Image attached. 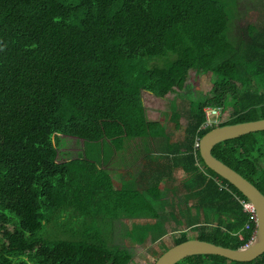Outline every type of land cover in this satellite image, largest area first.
Wrapping results in <instances>:
<instances>
[{
    "label": "trees",
    "instance_id": "16d2710c",
    "mask_svg": "<svg viewBox=\"0 0 264 264\" xmlns=\"http://www.w3.org/2000/svg\"><path fill=\"white\" fill-rule=\"evenodd\" d=\"M235 2L0 0V264H129L127 250L105 242L111 227L80 229L69 240L37 234L66 213L83 211L162 226L161 214L150 201L140 205L136 192L130 203L99 208L98 191L106 200L109 181L102 189L90 171L77 173L76 160H57L59 135L114 141L143 127L146 140L162 142L161 155L149 160L148 188L171 183L181 170L179 188L205 217L191 226L195 239L231 250L248 243L255 228L245 230L249 218L234 195L247 199L206 168L194 148L215 128L201 129L204 109L221 108L226 97L232 113L216 127L264 119V20L233 37ZM190 72L210 74L214 84L203 101L189 103L184 136L171 145L163 126L146 121L142 93L164 98L186 85ZM262 136L224 141L211 155L264 195ZM92 199L94 206L82 205ZM164 216L167 228L181 227L174 211ZM146 226V235L148 223H136L130 235ZM180 230L165 251L189 240ZM176 264H264V253L248 263L200 255Z\"/></svg>",
    "mask_w": 264,
    "mask_h": 264
},
{
    "label": "rangeland",
    "instance_id": "374dc122",
    "mask_svg": "<svg viewBox=\"0 0 264 264\" xmlns=\"http://www.w3.org/2000/svg\"><path fill=\"white\" fill-rule=\"evenodd\" d=\"M234 14L235 17L232 21L231 32L233 37H237L241 30H245L248 26L258 25L264 20V0H236ZM213 84L214 78L210 74H195L194 72H190L187 77L186 85L181 89L176 88L173 93L164 98H157L152 94L143 92L142 102L145 108L146 121L151 125L159 124L163 126L165 132L169 136L171 145L179 143L184 136V130L188 121L187 111L189 103L203 101L209 96ZM232 102V99L228 97L225 98L223 106L220 108L222 111V116L220 118L221 122H225L230 118L232 113ZM131 132L130 136L126 138L129 142L146 140V127L134 130L131 129ZM262 137L264 138V136ZM54 143L56 144L58 155L63 159V162L79 160L78 163L81 164V167L84 166L85 163L89 164L92 162L87 155L89 151L85 147V144H92L94 142H86L76 138L59 135L55 138ZM104 147V157L113 156V151H111L106 144ZM135 149L134 146H129L131 154H134ZM158 152L159 151L156 149H151V151L147 152V157L151 158L154 156L157 158L161 155H158ZM130 157H136V160L139 158L133 155H130ZM104 163H106V161ZM138 166L139 165H137V167ZM138 170L139 169L135 167L133 173L136 174ZM177 175L182 177L183 174L178 170ZM177 175L172 183H167L165 180H162L155 189H148L146 192L148 193L149 201L154 204L155 209L161 214L160 221L162 223V226L155 227L152 226L154 223L153 221L139 220L138 222L140 224L148 223L149 227H152L149 228L146 235L147 226L143 231L130 235L129 230H131L132 224L134 223L132 220H127L125 222L123 219L100 220L104 218L103 215L99 214L94 217L87 214L88 212L86 211L81 212V215L74 212L66 213L64 219L46 224L37 235L40 238L46 239L58 238L69 240L72 238L73 233L78 232L80 229H90L91 231H95L98 227L106 229L113 226V224L115 225L116 221H120L116 223H120L119 225L122 224V226L111 227L110 238H106L105 242H107L109 246L115 245L127 250L131 255L129 264H154L159 256L180 234L177 230L181 229L189 239H195L197 233L194 229H191V226L205 222V217H203L202 212L196 211L193 208V201L185 192L182 193V190L179 188L185 178L182 177V179L178 180ZM168 211H174L177 215L181 223L180 228L172 223H170L169 228H167V225L164 224L168 219L167 217L165 218V216L163 218V215ZM10 217H12L11 214H8L7 218ZM6 226L8 229L12 227L9 222L6 223ZM144 238L146 240L141 242Z\"/></svg>",
    "mask_w": 264,
    "mask_h": 264
},
{
    "label": "water",
    "instance_id": "95a60500",
    "mask_svg": "<svg viewBox=\"0 0 264 264\" xmlns=\"http://www.w3.org/2000/svg\"><path fill=\"white\" fill-rule=\"evenodd\" d=\"M259 132H264V119L215 127L199 140L198 148L206 168L227 181L253 205L257 217V232L253 242L247 248L231 250L197 239H189L169 248L154 264H176L188 257L200 255L248 263L264 253V195L241 175L211 155L212 149L219 143Z\"/></svg>",
    "mask_w": 264,
    "mask_h": 264
},
{
    "label": "crops",
    "instance_id": "0c3cea01",
    "mask_svg": "<svg viewBox=\"0 0 264 264\" xmlns=\"http://www.w3.org/2000/svg\"><path fill=\"white\" fill-rule=\"evenodd\" d=\"M105 144L110 148L111 151H113V156L104 157ZM160 145H162V142L160 141L143 140V141L129 142L127 139H119L114 141L102 140L99 142H94L92 144H85V147L89 151V154L87 155L92 160V162L89 164L85 163V165L82 167L80 164L77 173L80 172L84 174L85 172L90 171L92 174V179L94 181H97L96 183L99 184L102 189L106 187L105 184L108 181H109V186H111L112 189V192L103 191L107 196L106 200L104 199L105 196L100 195L102 191L101 190L98 191L99 193L98 196L102 198L101 200L98 201L99 208H108L111 205L114 207L116 205L122 206L125 203H130L131 202L130 194H132L133 192L137 193L136 195L138 197H136V199H139L140 205L148 204L147 202H149V199L147 195L148 193L146 192L149 189L148 188L149 184L146 183V174L149 167V160H155L156 158L154 156L151 158L147 157V152L151 151V149L158 150V146ZM129 146H134L136 148L134 154L130 153L131 151H129ZM160 154L161 153L159 151L158 155ZM130 155L137 156L139 158L138 160H136V157L132 158L130 157ZM57 160L58 162H63V159L59 157V155L57 156ZM105 161L106 163H104ZM77 162H79V160H77ZM137 165L139 166L137 167ZM135 167L139 169L136 172V174L133 173V169ZM177 172L178 170L173 172L174 177L173 179H171L172 180L171 183L173 182V180H175V176L177 175ZM179 172H181L183 174L182 177H184V173L181 170H179ZM182 177L177 175L178 180L182 179ZM95 194L96 193L93 192L92 197ZM95 199H92L91 202H89L90 200H83L82 205L85 208L89 207L90 205L94 206ZM151 205L155 209L154 204L151 203ZM155 211L157 210L155 209ZM102 219L103 218H101L100 220ZM118 219H123L124 222L127 220H131V218L129 219L126 217H119V216L117 218H113V220H118ZM139 220H132L134 222L132 226H134L136 223L140 224L138 222ZM116 222H120V221H116ZM116 222L115 225L113 224V226L115 227L122 226V224L119 225L120 223H116Z\"/></svg>",
    "mask_w": 264,
    "mask_h": 264
},
{
    "label": "built area",
    "instance_id": "2783aa9c",
    "mask_svg": "<svg viewBox=\"0 0 264 264\" xmlns=\"http://www.w3.org/2000/svg\"><path fill=\"white\" fill-rule=\"evenodd\" d=\"M203 112L205 116V122L201 126L202 130L210 128V127L218 126L220 123H222L220 121V118L222 116V111L220 108H206L204 109ZM194 148L195 149L199 148V140L195 142ZM214 181L215 183H217L220 189H225L227 191L229 190L228 185L224 184L218 178L217 179L215 178ZM234 198L241 205L243 212H245L248 215L249 220H248V224H246L245 226V230H251L252 225H254L253 227L255 228L254 231L252 232V236L250 240L248 241L246 245L243 246V248H247L253 242L256 232H257L256 212H255L253 205L248 200H243L239 198V196L237 195H234Z\"/></svg>",
    "mask_w": 264,
    "mask_h": 264
}]
</instances>
